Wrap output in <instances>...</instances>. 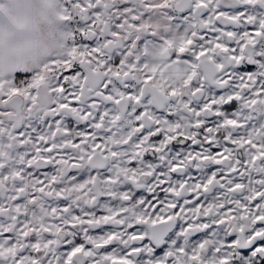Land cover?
<instances>
[{
	"label": "snow or ice",
	"instance_id": "6c2138e0",
	"mask_svg": "<svg viewBox=\"0 0 264 264\" xmlns=\"http://www.w3.org/2000/svg\"><path fill=\"white\" fill-rule=\"evenodd\" d=\"M0 264H264V0H0Z\"/></svg>",
	"mask_w": 264,
	"mask_h": 264
}]
</instances>
